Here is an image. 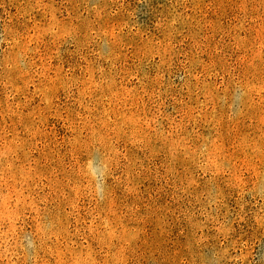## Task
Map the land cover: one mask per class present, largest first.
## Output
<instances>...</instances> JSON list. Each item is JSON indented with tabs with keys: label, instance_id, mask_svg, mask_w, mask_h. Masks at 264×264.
Returning a JSON list of instances; mask_svg holds the SVG:
<instances>
[{
	"label": "rangeland",
	"instance_id": "1",
	"mask_svg": "<svg viewBox=\"0 0 264 264\" xmlns=\"http://www.w3.org/2000/svg\"><path fill=\"white\" fill-rule=\"evenodd\" d=\"M0 264H264V0H0Z\"/></svg>",
	"mask_w": 264,
	"mask_h": 264
}]
</instances>
